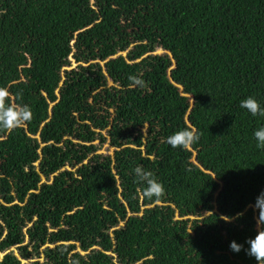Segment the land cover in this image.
<instances>
[{"label": "trees", "instance_id": "obj_1", "mask_svg": "<svg viewBox=\"0 0 264 264\" xmlns=\"http://www.w3.org/2000/svg\"><path fill=\"white\" fill-rule=\"evenodd\" d=\"M0 88L32 111L0 128V264H257L264 0H0Z\"/></svg>", "mask_w": 264, "mask_h": 264}, {"label": "clouds", "instance_id": "obj_2", "mask_svg": "<svg viewBox=\"0 0 264 264\" xmlns=\"http://www.w3.org/2000/svg\"><path fill=\"white\" fill-rule=\"evenodd\" d=\"M131 87H143V81L137 76L129 77ZM240 107L246 109L253 117H264V106L253 96H249L240 101ZM32 119V111L27 105H14L9 99L8 91L0 88V128L6 130L16 129L21 127L24 123ZM256 139L258 148H264V126L257 128L253 133ZM199 140V134L195 129H181L167 137L166 142L173 148H182L187 150L190 145ZM134 174L139 183L144 185L143 196L146 199L156 200L161 199L166 194V189L163 182L158 180L151 171L137 166L134 168ZM254 207L259 209L257 217V225L259 231L257 234L249 238L246 243L248 245L246 252L253 256L257 264H264V190H262L256 197ZM243 213L236 214L237 217L242 216ZM227 222H230L233 217H223ZM229 247L234 252H239L244 248V244L232 240ZM75 264V262H74Z\"/></svg>", "mask_w": 264, "mask_h": 264}, {"label": "rangeland", "instance_id": "obj_3", "mask_svg": "<svg viewBox=\"0 0 264 264\" xmlns=\"http://www.w3.org/2000/svg\"><path fill=\"white\" fill-rule=\"evenodd\" d=\"M120 17H121L122 21H121L120 26L118 27V33H117V34L123 33L124 30H125L126 28L129 27L130 20H131V19H124L122 15H120ZM117 34H116V35H117ZM156 53H158V54H160V53H165V51H164L162 48H158V49L156 50ZM119 54H123L124 56H126V55H127V51L120 52ZM95 60H96V61H99L100 58H96ZM76 65H77L76 60H75L73 57H71V66H69V67H65V68L75 67ZM176 83L178 84V82H176ZM110 84H112L111 81H110ZM179 85H180V84H179ZM190 102H191V104H192V102H193V99H192V98L190 99ZM186 123H189V124H190V120H189L188 117H186ZM190 125H191V124H190ZM96 142L99 143V140L96 141ZM193 152H194L193 159H195V156H196V154H197V151L194 150ZM98 153H103V154H113V153H114V147H112V146L110 145V143L107 141L106 143L102 144V146H101L100 150L98 151ZM241 168H242V167L240 166L239 169H241ZM45 180H46V178L43 177V181H45ZM36 260H37V259H36ZM40 260L43 261V258H40ZM24 262H28V261H27V260H24ZM30 263H31V262H30Z\"/></svg>", "mask_w": 264, "mask_h": 264}, {"label": "bare ground", "instance_id": "obj_4", "mask_svg": "<svg viewBox=\"0 0 264 264\" xmlns=\"http://www.w3.org/2000/svg\"><path fill=\"white\" fill-rule=\"evenodd\" d=\"M69 12H70V10H69ZM61 36V35H60ZM9 38V37H8ZM6 56V55H5ZM52 56V55H51Z\"/></svg>", "mask_w": 264, "mask_h": 264}]
</instances>
